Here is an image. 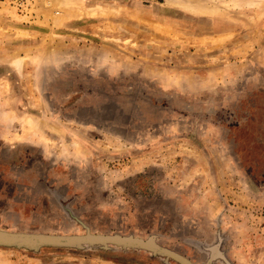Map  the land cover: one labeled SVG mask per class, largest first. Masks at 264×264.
Masks as SVG:
<instances>
[{"label":"rangeland","instance_id":"1","mask_svg":"<svg viewBox=\"0 0 264 264\" xmlns=\"http://www.w3.org/2000/svg\"><path fill=\"white\" fill-rule=\"evenodd\" d=\"M90 234L264 264V0H0V235ZM0 264L181 263L0 240Z\"/></svg>","mask_w":264,"mask_h":264},{"label":"water","instance_id":"2","mask_svg":"<svg viewBox=\"0 0 264 264\" xmlns=\"http://www.w3.org/2000/svg\"><path fill=\"white\" fill-rule=\"evenodd\" d=\"M0 240H14L18 242L23 241H39L43 243H61V242H89V241H105V242H119V243H128V244H134L137 246L147 247L151 248L153 250H157L163 253H167L169 255H172L174 257H177L179 259H182L183 262H186L184 258L179 256L178 254L165 249L157 244H154L152 242H146L143 240H136L133 238H126L122 236H95V235H89V236H76V237H69V236H50V237H44V236H16V235H0Z\"/></svg>","mask_w":264,"mask_h":264},{"label":"flooded vegetation","instance_id":"3","mask_svg":"<svg viewBox=\"0 0 264 264\" xmlns=\"http://www.w3.org/2000/svg\"><path fill=\"white\" fill-rule=\"evenodd\" d=\"M90 235H95V236H122V237H126V238H133V239H136V240H143V241H146V242H152V243H154V244H157V245H159V246H161V247H163V248H165V249H168V250H170V251H172V252L178 254L179 256H181L182 258H184V260H185L186 262H183L182 259H179V258L174 257V256H172V255H169V254H167V253H163V252H160V251H157V250H153V249H151V248H147V247L137 246V245H134V244H128V243L95 241V242H101V243H102V242H104V243H115V244H123V245H127V246L141 247V248H145V249H148V250H152V251L160 252V253H162V254H164V255H166V256H168V257H170V258H172V259H174V260H176V261H178V262L181 263V264H192V262H191V261H190V260L184 255V254H182L181 252H179V251L176 250V249H173V248H170V247L164 246V245H162V244L156 242V240L145 239V238H142V237H136V236H127V235L124 236V235H119V234H116V235H109V234H108V235H103V234H90ZM28 236H32V235H28ZM64 236L76 237V236H79V235H64ZM44 237H50V235H46V236H44ZM57 237H59V236H57ZM23 242H27V241H23ZM28 242H30V241H28Z\"/></svg>","mask_w":264,"mask_h":264},{"label":"built area","instance_id":"4","mask_svg":"<svg viewBox=\"0 0 264 264\" xmlns=\"http://www.w3.org/2000/svg\"><path fill=\"white\" fill-rule=\"evenodd\" d=\"M20 12L29 14L40 0H9ZM32 13V12H31Z\"/></svg>","mask_w":264,"mask_h":264},{"label":"bare ground","instance_id":"5","mask_svg":"<svg viewBox=\"0 0 264 264\" xmlns=\"http://www.w3.org/2000/svg\"><path fill=\"white\" fill-rule=\"evenodd\" d=\"M36 125V124H35ZM31 129V128H30Z\"/></svg>","mask_w":264,"mask_h":264}]
</instances>
